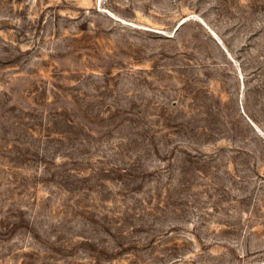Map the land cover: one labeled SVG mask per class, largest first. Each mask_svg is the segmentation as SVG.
<instances>
[{"label": "rangeland", "instance_id": "rangeland-1", "mask_svg": "<svg viewBox=\"0 0 264 264\" xmlns=\"http://www.w3.org/2000/svg\"><path fill=\"white\" fill-rule=\"evenodd\" d=\"M0 264H264V0H0Z\"/></svg>", "mask_w": 264, "mask_h": 264}]
</instances>
